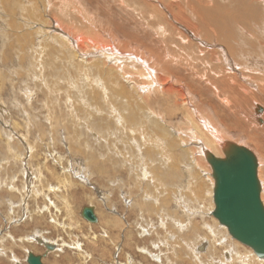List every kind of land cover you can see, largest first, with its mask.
<instances>
[{
  "label": "rangeland",
  "instance_id": "rangeland-1",
  "mask_svg": "<svg viewBox=\"0 0 264 264\" xmlns=\"http://www.w3.org/2000/svg\"><path fill=\"white\" fill-rule=\"evenodd\" d=\"M171 1L0 0V264H27L30 252L45 254L44 264H175L176 261L208 264L211 251L216 259L214 264H259L253 250L231 238L228 230L212 216L214 180L206 160L210 151L205 152V158L202 154V146L207 144L203 129L192 126L173 130V136H178V153H185L190 159L182 175L174 180L179 181L165 183L159 191L160 183L156 184L151 168L161 161V152L153 144L162 142L160 131H154L155 141L140 138L135 134L139 127L125 120L128 111L123 102L127 98L117 96L121 102L116 106L111 104L113 85L124 89L130 97L138 96L137 86L149 89L147 68L155 66L157 58L165 61V55H177L175 60L182 62V66L161 75L158 83L170 76L187 81L185 86L212 110L225 134L222 137L225 142L246 145L261 158L258 177L263 191L264 114H259L263 124L258 122L256 129L250 124L254 116L250 111L257 104L264 109V79L248 71H233L238 84L217 85L212 96L206 84L195 79V74L201 71L209 76L210 83L214 82L212 73L218 71L203 62L201 54L206 52L207 41L204 37L196 41V37L190 36L191 32L181 22L184 15L177 5L179 1ZM38 23L47 28L41 31ZM35 30L40 31L43 46L36 44ZM26 33L31 35L21 38ZM32 47H36L34 55L30 53ZM131 47H139L143 54L139 48L131 51ZM70 48L83 53L90 48L105 51L99 59L112 66L116 64L118 69L123 67L120 70L132 80L123 82L112 71L99 80L84 74L81 81L75 73L71 76L75 75L79 82L69 80L63 72L70 70L60 64L82 66L80 59L70 58ZM197 55L200 58L194 59ZM139 56L142 64L137 60ZM124 60L132 63L123 64ZM185 60L193 65L186 68ZM224 77L229 78L226 74ZM87 84L91 92L86 90ZM101 88L106 89L108 98L100 94ZM241 88L251 90L250 94L246 97ZM164 90L170 93L172 103L185 100L182 88ZM224 95L235 102L232 101L237 107L235 113L239 109L247 117L230 114L222 103ZM243 97L246 102H237H242ZM183 115L173 124L191 125L190 116ZM131 137L135 138L127 140ZM113 162L117 177L112 176L110 169ZM98 165L105 172L99 174ZM133 177L139 188L130 187ZM200 177L207 187L204 200L199 196ZM180 181L186 189H179ZM188 184L195 187V194L190 192ZM158 195L160 201L166 200L163 207L171 210L169 214L152 211ZM186 195L189 200L176 203V196ZM85 207L94 209L97 222L83 219ZM193 216L196 217L193 223H198L202 231L189 244L181 229L187 218ZM211 230L220 233L223 239L220 246L214 245ZM131 239L137 242L132 247ZM234 244L241 248L239 252ZM46 245L54 249L48 252ZM245 257L250 260L242 262Z\"/></svg>",
  "mask_w": 264,
  "mask_h": 264
},
{
  "label": "bare ground",
  "instance_id": "bare-ground-1",
  "mask_svg": "<svg viewBox=\"0 0 264 264\" xmlns=\"http://www.w3.org/2000/svg\"><path fill=\"white\" fill-rule=\"evenodd\" d=\"M168 1H171V0H168ZM202 1H205L206 4H202ZM73 2H75V1H73ZM177 2H178L177 5L179 6L181 12L184 15V17L180 16V18L183 17L181 19V22L189 30V32L192 33V34L189 33L190 36H194V38L196 37V39H195L196 41H199V39L201 37H204L207 41V43L205 45L206 52L201 54V56H203V60H204L203 62L207 65V67L213 66V67H215V69H218L217 72H214V73L211 72L213 77L215 78L214 82H211V83H210V78L208 75H206V73H201V71H200V72L195 74V79H197L201 83H205L207 90L209 91V93L211 92L210 94L212 96L214 95V91L217 89V85L220 87H224L226 85V82H228L232 87H234L238 84L237 83L238 79H236V77H233V74H232L233 71H235V72L239 71V70L240 71H248L252 75H260L264 79V0H258V1H256V0H177ZM169 3L171 4L172 1ZM122 4H123V2H122ZM45 5H47V3ZM46 9H47V7H46ZM163 10H165V8H163ZM163 10H161V11H163ZM166 10H167V8H166ZM83 12H81V14ZM140 12H142V11L140 10ZM157 12L159 13L160 11H157ZM167 12L171 14V12L169 10H167ZM186 13L189 15V17H187ZM172 16H173V14H172ZM140 17H141V15H140ZM138 19L140 20V18H138ZM154 20H155V18H154ZM179 21H180V19H179ZM51 24H52V22H51ZM38 26L40 27L41 31H44V30H42V28H44V29L47 28L42 23H38ZM27 27L30 28L29 26H27ZM160 29H162V26L160 27ZM99 31L101 32V30H99ZM169 31H171V28H169ZM63 33H64L63 34L64 36L70 37L67 32H66L67 34L65 32H63ZM29 35H31V34H29ZM29 35H27V33L22 34L21 38L24 39L25 37H27ZM33 35H35V37L37 39L36 44L43 46L44 40L42 42L40 41V39H41L40 31L35 30V33H33ZM97 36H99V35H97ZM103 38H104V36H103ZM73 39L76 40L75 38H72V41H73ZM119 39L120 38H118V40H117V38H116L114 40L119 41ZM86 40L88 41V39H86ZM19 41H21V39H19ZM88 43H89V41H88ZM119 44H121V43H119ZM102 46H103V43H102ZM114 46L115 45H113V47ZM103 47H105V46H103ZM132 47H131V51L134 49H137V50L140 49L139 47H138L139 49L137 47L132 49ZM105 48H103V49H105ZM76 49L70 48V50H71L70 58H77L78 60L80 59L79 61L82 64V66L80 68H76L74 65H72V63L60 64L62 66V68L68 67V69L70 70L69 73L63 72V73H66L67 78H70L69 80L75 81L78 78L79 80L82 81L84 74H88L91 77L96 76V80H99L101 77L106 76L107 73L111 72V71L118 74L123 79V82H127V81L132 80V78H130V76H125L123 74V72H122L124 70V69H122L123 67L119 68V69L116 67L115 63L116 62L118 63V60L116 58H115L116 59L115 63H112L113 61L110 60V58L108 57L109 60L112 61L111 63L115 64V66L104 63L103 59L100 60L102 58V56L104 55L102 53L105 51H103V52H101V50L100 51H98V50L94 51V50H91V48H90V50L88 48L89 51L86 50L87 52L85 51L86 53H83V52L76 50ZM127 49H129V48H127ZM125 50L126 49H124V52H125ZM31 51H32V53H31ZM115 51L117 52L116 48H115ZM119 51L120 50H118L117 54H119L121 52V51L120 52ZM134 52H136V51H134ZM142 52L140 49V53H142ZM30 53L33 55L36 54V47H32V49H30ZM114 54H116V53H114ZM121 54H123V53H121ZM130 55H132V54H130ZM133 55H137V54H133ZM140 56H141V58H143L142 55H140ZM140 56H139V59L137 57V60L139 61V63L141 60ZM176 56L177 55H174V56L165 55V59H166L165 61H161V58H159V59L157 58V62L155 64V66L152 65L153 67L150 66L149 68H147L148 69L147 71L150 72V77L146 79V83L149 85V89H143L141 86H137V90L139 93L138 96L130 97L129 95L126 94L125 91H123L124 89L122 90L119 87H117L118 88L117 89L115 87V85H113L114 90L111 92V98H112L111 104H112V106L113 105L116 106V103L121 102L117 98V96L127 98V101L123 102L125 107H126V110L128 111L126 114L125 120H128L132 124L139 127V130L135 133L137 136H139L142 139H148V140L155 141V140H157V136L154 133V131H160L159 137L163 139L162 142L153 143V144L156 145L157 148L159 149V151L161 152V161H160V164L155 165L151 168V171L155 174L153 177L156 178V180H155L156 184L160 183L159 191H160V187L163 184L174 183V182L179 181V180H176V181H174V180L178 179L182 175V172L186 168V165L188 164V160L190 159L189 157L187 158V155L185 153H178V149H177V147H178V136L176 134H175V136H173V134H172V132L175 128H191L192 126H194L197 129H203V131L205 132V141L207 142L206 145L204 144L202 146V154H203L204 158H205V152L206 151L212 152V154H215L216 157H218V158L224 157L223 147L227 143H229V142H225V139L222 138V137H225V134L222 132L223 130L221 129V127L218 125L219 122L217 120H215L214 115L211 113L212 110L210 109V107L207 104L201 103V101H199V99H198L197 94L195 95V93L189 87L185 86V83L187 82L185 79H183L181 77L176 78V77L170 76L169 79H165L163 83H158V81H159L158 78L161 75L167 74L171 68H173L174 70H177L180 66H182V62H177L175 60ZM99 57H100V59H99ZM120 57H122V56H120ZM123 58L125 59L126 57L124 56ZM196 58H200V57L198 55L194 56V59H196ZM115 59L113 58V60H115ZM132 59H133V57H132ZM176 59H178V58H176ZM126 60H127V58H126ZM130 61L128 60L127 62L130 63ZM138 61H137V63H138ZM122 62H124L123 64L127 63V62H125V60ZM184 63H185L186 68H190L191 67L190 65H193V64H186V60L184 61ZM140 64H142V63H140ZM86 66H88V67H86ZM146 66H148V65L146 64ZM222 66H224V71L222 70ZM115 67L117 69L116 71H115ZM81 68H84V69L81 70ZM127 70H129V68ZM130 71H128V72L126 71V72L129 73ZM73 73H75L76 75H80V76H78V77L76 76L77 78H74L75 75L71 76V75H73ZM131 74L135 75L133 73H131ZM225 74L229 77L228 79L224 77ZM38 78L39 77H37V79ZM97 78H99V79H97ZM94 79H95V77H94ZM251 80L257 82L255 80V78H253ZM89 84H87L88 87H89ZM167 84H170V86L165 87V85H167ZM90 87H89V89L88 88L86 89L84 86V88L86 90H90V92H91ZM164 88H182V89H184L185 100L182 103H172L170 93L165 91ZM230 90H232V89H230ZM250 92H251V90H249V89L241 88V93L246 94L245 95L246 97L250 94ZM100 94L104 95L106 98L107 97L106 89L101 88ZM159 96L161 98L158 101L157 98ZM86 98H87V96H86ZM92 98H94V97H92ZM89 99H91V96ZM232 101H233V99H229L226 95H224L223 100H222L223 106L226 107L230 111V114H239L240 113V114H242V117L246 118L247 117V116L245 117V114H247L246 112H243L242 110H239V109H235V111L239 112V113L234 112V108H237V107L236 106L234 107L235 102L233 101L234 102V104H233ZM237 102L242 104L243 102H246V99L245 98L242 99V102L237 100ZM256 103H258V102H256ZM108 104H110V103H108ZM156 108H157V110H156ZM250 112H251V114L254 115L252 118V122H250V124L253 128L258 129L259 127L257 128L256 125L259 123L263 124V121L260 120L259 114H261V116H263L262 113L264 114V109H263V107H261V105L259 106V104H257L256 108ZM250 112H249V114H250ZM180 114H184L183 116L189 115L190 119H191V125L186 123V122H181L179 124H173V121L176 118L181 117ZM214 114H215V112H214ZM255 114H257V116H255ZM146 119H161V120L147 121ZM118 132L119 131H116L117 136H119ZM133 138H135V137H131L127 140H130ZM232 144H235V143H232ZM240 144L241 143H239V145L238 144H236V145L248 148V146L243 145V144L240 145ZM248 149H250V148H248ZM251 151L253 152V150H251ZM210 152H207L206 155ZM254 152H253V154L257 157V154H255ZM260 159H258V157H257L258 171H259V168L261 165ZM116 168H117V166H116L115 162H113L110 165V169L112 171V176L114 174V177L118 176L117 175L118 171L116 170ZM97 169H100L98 171L99 174H101L102 172H105V170H103V168L99 165L97 166ZM211 171H212V169H211ZM189 172H190V170L187 171V173H189ZM108 175H109V171H108ZM148 175L149 174L147 173V176ZM258 175H259V173H258ZM204 176H206V174H204ZM200 179H201L202 185H201V189L199 190V196L204 200V199H206L204 192L207 190V187L204 185V179L201 177H200ZM261 182H262V180H261ZM131 183H132V185H130V187L132 189L139 188L137 186L139 184H138L136 178H134V177L131 178ZM178 187L180 190L186 189V186L182 181H180V183L178 184ZM187 187L189 188V190L192 194H195V187H191L189 184ZM261 188H262V186H261ZM261 192H264V185H263V191H261ZM183 200H189L187 195L185 197L176 196V203H179ZM261 200L264 203L262 196H261ZM164 202L166 203V200L160 201L159 195H158L157 198L154 199V201H153L152 211L155 213H167V214H169L171 212V210L168 209V207H166V208L163 207ZM212 216H213V213H212ZM195 218H196L195 216L187 218L186 223L183 225V227L181 229L182 233H186L189 244H193L195 242L197 236L202 231V229L198 223H193V219L195 220ZM116 223H117V221H116ZM136 223H137V220H136ZM119 226H120V224H119ZM211 233L214 235V238H215V244L214 245L220 246L221 242L223 241V239H221V237H220V233L217 230H213V231L211 230ZM192 239L194 240L193 242L191 241ZM135 243H137L136 240L131 239L130 247L135 245ZM233 247L237 252H239L241 250V248L238 245L234 244ZM163 248L164 247H162V251H163ZM188 251H189V255H192V251L190 249ZM209 255H211V256L208 257V264H214L216 262L214 252L211 251ZM226 256L228 257V254H226ZM150 257L154 258L155 256L151 255ZM249 260H250L249 257H245V258L241 259L242 262H246ZM258 260H259V258H258ZM177 263H178V261L175 262V264H177ZM256 263L264 264V261H261V259H260L259 261H256ZM231 264H235V263H231Z\"/></svg>",
  "mask_w": 264,
  "mask_h": 264
},
{
  "label": "water",
  "instance_id": "water-1",
  "mask_svg": "<svg viewBox=\"0 0 264 264\" xmlns=\"http://www.w3.org/2000/svg\"><path fill=\"white\" fill-rule=\"evenodd\" d=\"M223 155V158L212 153L206 155L214 180L213 217L233 239L264 260V203L257 157L250 149L230 142L223 147ZM82 217L90 223L97 222L92 207H85ZM45 247L48 252L54 249L50 245ZM45 256L30 252L26 263L44 264Z\"/></svg>",
  "mask_w": 264,
  "mask_h": 264
},
{
  "label": "crops",
  "instance_id": "crops-1",
  "mask_svg": "<svg viewBox=\"0 0 264 264\" xmlns=\"http://www.w3.org/2000/svg\"><path fill=\"white\" fill-rule=\"evenodd\" d=\"M106 237H108V236H106ZM141 254L143 255L142 251H141Z\"/></svg>",
  "mask_w": 264,
  "mask_h": 264
}]
</instances>
